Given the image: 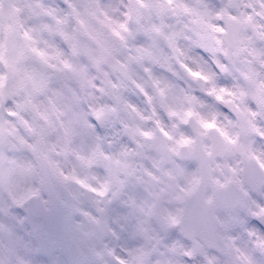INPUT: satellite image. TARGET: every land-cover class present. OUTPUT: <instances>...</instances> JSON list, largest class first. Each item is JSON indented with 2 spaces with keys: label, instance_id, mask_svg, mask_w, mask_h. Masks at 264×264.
<instances>
[{
  "label": "clouds",
  "instance_id": "clouds-1",
  "mask_svg": "<svg viewBox=\"0 0 264 264\" xmlns=\"http://www.w3.org/2000/svg\"><path fill=\"white\" fill-rule=\"evenodd\" d=\"M0 264H264V0H0Z\"/></svg>",
  "mask_w": 264,
  "mask_h": 264
}]
</instances>
